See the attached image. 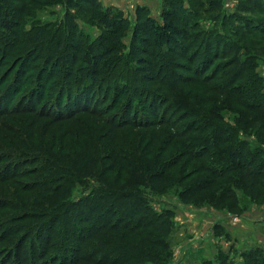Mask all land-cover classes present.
<instances>
[{
  "label": "trees",
  "instance_id": "trees-1",
  "mask_svg": "<svg viewBox=\"0 0 264 264\" xmlns=\"http://www.w3.org/2000/svg\"><path fill=\"white\" fill-rule=\"evenodd\" d=\"M51 2L65 5L58 21L28 19L23 28L34 8ZM161 2L162 26L146 6L136 7L135 43L126 50L117 37L121 11L99 0H0V185H16L0 198V264H181L169 263L173 210L156 209L142 186L161 193L174 181L180 201L208 198L236 212L238 183L264 201V85L256 64L233 54L240 61L228 74L208 70L204 56L187 79L173 72L186 66L171 50L179 35L189 41L178 48L189 63L191 42L213 47L212 55L237 52L234 36L261 27L247 25L235 4L202 30L194 0ZM77 5L99 28L95 37L75 23ZM223 92L240 105L230 123L217 110ZM246 110L263 114L255 141L245 131L253 121L242 117ZM78 184L81 193L69 198ZM198 264H264V251L252 246L232 259L218 247Z\"/></svg>",
  "mask_w": 264,
  "mask_h": 264
},
{
  "label": "rangeland",
  "instance_id": "rangeland-1",
  "mask_svg": "<svg viewBox=\"0 0 264 264\" xmlns=\"http://www.w3.org/2000/svg\"><path fill=\"white\" fill-rule=\"evenodd\" d=\"M99 1L104 8L111 7L113 8L112 10L121 11V16L125 20V29L121 31V35L117 37L125 45L126 50L130 46L131 40L132 44L135 43L134 39H132L134 36L132 26L136 18L135 9L137 6H146L147 12L155 21V24L157 26H162L163 18H161L160 14L162 8L161 0ZM213 1L216 0H194L193 9L197 11L199 15L197 21L198 28L202 30L204 28H210L216 20L219 24L220 15L230 14L235 10V4H238V6L245 9L241 14L245 18L246 24L248 25L250 23V25H253L256 23L259 24L261 29H249L245 33H237L234 36V40L237 41L239 47L237 52L225 50L224 54H220V51H218V55H212V52H214L213 47L204 51L203 46L198 49V47H196L197 45L194 44L195 42H191L192 47L189 52H192L193 56L196 55V57L193 62L190 63L186 60L183 61L179 57L180 51L178 49L180 47V42L187 45L189 41L184 40L183 42L181 36L179 37V35H176L175 32L171 30L170 34L177 36L176 39L170 38L173 56L179 65L183 64L186 66L184 69L183 67L178 68L176 65L173 72L175 74L176 72L182 74L186 76L187 79H193L194 66H197V64L200 63L199 60L205 56V58L210 61V63L207 64L210 65L208 70L217 66L221 71L229 74V72L237 66L236 62L240 61V58L250 57L248 61L256 64V66H253V70L261 78L264 85V0H261V7L254 5L251 2L252 0H217L218 8L213 7L212 11L209 13H203L202 6L212 3ZM82 6L84 5H77L74 7L73 11L77 13L74 21L83 32L95 37L99 34V28L96 24H92L83 14L79 13V7ZM64 9L65 5L58 2H51L48 6L42 8H34L33 11L24 18L25 22L22 21L23 28H28V19H37L43 22L58 21L64 13ZM167 24H169V22ZM177 28L183 32L187 29L179 23L177 24ZM248 28L250 27L248 26ZM157 32L159 33V31ZM200 37L201 36H196V38H198L196 40L200 41ZM160 40L164 42L163 35H161ZM233 54L240 58L234 59ZM225 80L226 79H223V82ZM184 86L193 91L199 89L196 83H191L189 81H186ZM199 91L200 89L198 92ZM219 100L217 110L223 120L230 123L234 116H238L237 114H239V112L237 109L240 105L238 107L235 101L229 100L225 92H223V97H220ZM248 100L251 102L250 98H248ZM208 105L210 104H205V106ZM253 114L254 117L251 111L246 110L242 112V117H253V121L248 124L250 126L245 125V131L248 134L247 137L255 141V129L257 127L255 124L261 121L263 114L260 110L253 112ZM179 122L181 123L182 121ZM262 146L264 148V145ZM1 149L3 148H0V150ZM24 180H28V178H22L21 181L23 184L25 183ZM15 187L16 185L9 182L0 185V198L11 196ZM179 187L180 186L174 181L167 185L161 193L151 192L146 186L141 187L149 192L148 199L156 209L169 207L173 210V226L169 234L171 249L169 263L198 264L205 256L212 257L218 247L222 250L229 251V257L232 259H239V251L244 248L258 246L264 251V201L253 200L243 191L238 183L236 185L234 184L232 189L237 206V211L235 212L228 210L225 206H213L208 202V198L198 197L191 202L184 203L180 201L176 195V191ZM82 189V185L73 187L69 198L79 195ZM10 212H12V210L5 211V213ZM214 223H217L221 227L219 226L216 230H213L214 228L212 225ZM215 231H219V233L216 234ZM1 246L2 244L0 243V247Z\"/></svg>",
  "mask_w": 264,
  "mask_h": 264
}]
</instances>
